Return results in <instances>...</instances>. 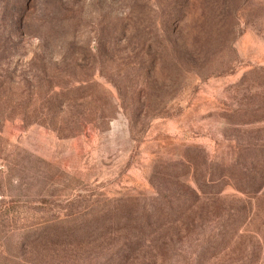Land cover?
Returning <instances> with one entry per match:
<instances>
[{
    "label": "rangeland",
    "instance_id": "rangeland-1",
    "mask_svg": "<svg viewBox=\"0 0 264 264\" xmlns=\"http://www.w3.org/2000/svg\"><path fill=\"white\" fill-rule=\"evenodd\" d=\"M131 256L264 264V0H0V264Z\"/></svg>",
    "mask_w": 264,
    "mask_h": 264
},
{
    "label": "trees",
    "instance_id": "trees-1",
    "mask_svg": "<svg viewBox=\"0 0 264 264\" xmlns=\"http://www.w3.org/2000/svg\"><path fill=\"white\" fill-rule=\"evenodd\" d=\"M217 198H220V192L219 193H217V194H215L214 195V197L212 198V200H214V199H217ZM201 240L202 239H200V240H196L195 239V241L194 242H196L197 243V245H200V242H201ZM147 242H148V244L145 246L146 248H149V249H151V250H155L156 251V253H157V251H161L162 249H163V247H164V242H162L163 243V245H159L158 244V242H159V240H156V238H152V240L150 239V240H147ZM212 244H213V241H212ZM211 244V245H212ZM132 251H134V250H132V249H130L129 251H125V254H127V253H130V252H132ZM116 257H119V255H115ZM136 258L135 257H130L129 258V260H128V262H126L125 264H134L133 263V260H135ZM116 259H114V260H112V261H115Z\"/></svg>",
    "mask_w": 264,
    "mask_h": 264
}]
</instances>
